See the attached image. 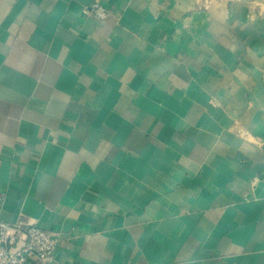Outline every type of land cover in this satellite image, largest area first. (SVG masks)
Returning a JSON list of instances; mask_svg holds the SVG:
<instances>
[{"label":"crops","instance_id":"obj_1","mask_svg":"<svg viewBox=\"0 0 264 264\" xmlns=\"http://www.w3.org/2000/svg\"><path fill=\"white\" fill-rule=\"evenodd\" d=\"M253 142L264 0H0V220L49 264H264Z\"/></svg>","mask_w":264,"mask_h":264},{"label":"built area","instance_id":"obj_2","mask_svg":"<svg viewBox=\"0 0 264 264\" xmlns=\"http://www.w3.org/2000/svg\"><path fill=\"white\" fill-rule=\"evenodd\" d=\"M84 11L98 20L111 16L99 1L86 5ZM56 246L52 234L31 222L22 218L13 223L0 220V264H49Z\"/></svg>","mask_w":264,"mask_h":264},{"label":"clouds","instance_id":"obj_3","mask_svg":"<svg viewBox=\"0 0 264 264\" xmlns=\"http://www.w3.org/2000/svg\"><path fill=\"white\" fill-rule=\"evenodd\" d=\"M253 143H255V146L257 149H264V144L257 143V142H253Z\"/></svg>","mask_w":264,"mask_h":264}]
</instances>
